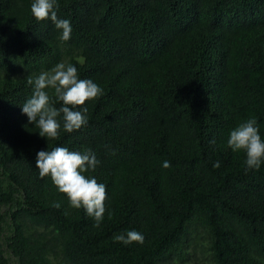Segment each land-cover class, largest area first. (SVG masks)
<instances>
[{"label":"trees","instance_id":"obj_1","mask_svg":"<svg viewBox=\"0 0 264 264\" xmlns=\"http://www.w3.org/2000/svg\"><path fill=\"white\" fill-rule=\"evenodd\" d=\"M32 3L0 0V264H264V163L227 145L248 119L264 139V0H57L68 41ZM59 63L103 95L47 139L22 106ZM58 146L99 161V227L40 177ZM132 230L143 244L114 241Z\"/></svg>","mask_w":264,"mask_h":264},{"label":"clouds","instance_id":"obj_2","mask_svg":"<svg viewBox=\"0 0 264 264\" xmlns=\"http://www.w3.org/2000/svg\"><path fill=\"white\" fill-rule=\"evenodd\" d=\"M30 10L38 22L50 21L62 30V41L71 38L70 21L57 16V0H33ZM27 83L34 85V88L31 98L22 106V113L27 116L30 124L39 128V135L47 139L58 137L61 123L57 118L61 114L65 132L72 133L86 126L87 107L74 109L103 95V90L93 81L80 79L77 68L72 64L59 63L51 70L40 73L34 80L29 77ZM47 89L54 90L56 99L62 102L61 107L54 106ZM227 145L233 152L243 151L246 154V170H258L264 163V139L259 134L255 119H248L232 129ZM98 164L99 161L90 150L81 153L59 146L51 151H39L36 159L40 177H50L58 191L67 196L70 206L83 208L94 219L97 227L106 212V186L83 173L94 171ZM163 167H170V163L165 161ZM214 167L219 168L220 162L217 161ZM53 206L59 208L60 204L57 202ZM113 239L128 245L134 242L143 244L145 238L132 230L126 234H117Z\"/></svg>","mask_w":264,"mask_h":264}]
</instances>
